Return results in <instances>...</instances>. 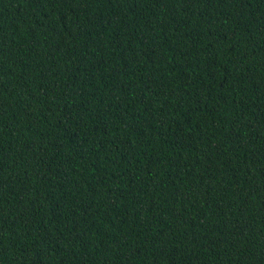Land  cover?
I'll return each instance as SVG.
<instances>
[{
  "label": "trees",
  "instance_id": "1",
  "mask_svg": "<svg viewBox=\"0 0 264 264\" xmlns=\"http://www.w3.org/2000/svg\"><path fill=\"white\" fill-rule=\"evenodd\" d=\"M0 264H264V0H0Z\"/></svg>",
  "mask_w": 264,
  "mask_h": 264
}]
</instances>
